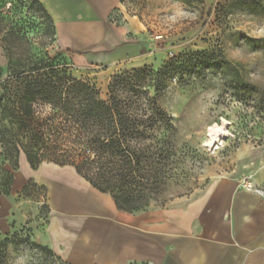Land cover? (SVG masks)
Segmentation results:
<instances>
[{
  "label": "trees",
  "instance_id": "trees-1",
  "mask_svg": "<svg viewBox=\"0 0 264 264\" xmlns=\"http://www.w3.org/2000/svg\"><path fill=\"white\" fill-rule=\"evenodd\" d=\"M33 1L55 31L46 9L38 0ZM179 1L193 4L201 0ZM233 3L243 11L260 6L256 0ZM242 40L255 50L263 46L262 40ZM66 54L73 56L72 52ZM8 73L5 79L0 66L4 162L13 163L16 172L19 156L24 153L37 170L44 162H56L46 157L59 156L64 160L62 167H74L95 189L111 195L120 211L130 214L150 211L171 185L184 184L189 164L198 156L187 142L180 141L174 117L161 105L172 87H185L214 75L226 79L237 99L244 101L252 94L238 67L209 52L181 54L160 69L145 66L117 73L110 80L105 99L95 85L72 77L46 54L9 58ZM7 174L10 186L0 192V199L13 186L14 174ZM28 188L29 184L23 192ZM32 247L54 258L48 247L37 243Z\"/></svg>",
  "mask_w": 264,
  "mask_h": 264
},
{
  "label": "rangeland",
  "instance_id": "rangeland-1",
  "mask_svg": "<svg viewBox=\"0 0 264 264\" xmlns=\"http://www.w3.org/2000/svg\"><path fill=\"white\" fill-rule=\"evenodd\" d=\"M233 1L201 0L186 4L179 0H123L122 11L136 23L143 36L145 55L135 63L110 71L102 66L74 65L60 47L53 25L33 0H0V66L6 79L9 58L46 54L72 77L95 85L105 99L112 76L122 71L145 66L160 69L186 53L222 56L240 69L244 81L252 87V94L244 101L239 100L226 79L214 75L185 87L176 84L172 87L161 105L174 117L180 141L187 142L198 156L189 164L188 180L182 185H171L163 200L150 210L166 207L178 198L205 195L218 181L228 178L242 181L243 186L251 183L254 188L259 183L264 189V0H256L260 6L248 11L240 10ZM243 37L262 40V48H250ZM224 122L227 137L215 147L208 146L210 127L222 126ZM21 155L25 154H20L19 162ZM46 158L56 162L43 164L61 166L64 162L59 156ZM9 172H14L13 163L0 158V192H6L10 186ZM11 190L12 186L1 199L10 196ZM19 199L26 201L22 213L29 220L28 225L46 220L48 209L42 187L30 182L28 191ZM34 243L27 226L6 235L0 232L1 264L67 263L54 252V258L40 253L32 247Z\"/></svg>",
  "mask_w": 264,
  "mask_h": 264
},
{
  "label": "crops",
  "instance_id": "crops-1",
  "mask_svg": "<svg viewBox=\"0 0 264 264\" xmlns=\"http://www.w3.org/2000/svg\"><path fill=\"white\" fill-rule=\"evenodd\" d=\"M38 1L55 25L60 47L73 53L74 65L111 71L145 55L143 36L120 0ZM13 174L10 196L0 200V232L27 226L35 243L69 264H264L259 183L250 191L240 180L223 179L205 195L130 214L74 167L45 163L34 170L21 155ZM30 182L45 190L48 215L28 225L22 213L26 201L19 197Z\"/></svg>",
  "mask_w": 264,
  "mask_h": 264
},
{
  "label": "bare ground",
  "instance_id": "bare-ground-1",
  "mask_svg": "<svg viewBox=\"0 0 264 264\" xmlns=\"http://www.w3.org/2000/svg\"><path fill=\"white\" fill-rule=\"evenodd\" d=\"M226 123L224 122L222 126L214 125L209 129L210 140L207 143L210 147H215L221 142L222 139L227 137Z\"/></svg>",
  "mask_w": 264,
  "mask_h": 264
},
{
  "label": "built area",
  "instance_id": "built-area-1",
  "mask_svg": "<svg viewBox=\"0 0 264 264\" xmlns=\"http://www.w3.org/2000/svg\"><path fill=\"white\" fill-rule=\"evenodd\" d=\"M244 187L247 189V190H253L254 189V186L251 184V183H248V184H244Z\"/></svg>",
  "mask_w": 264,
  "mask_h": 264
}]
</instances>
